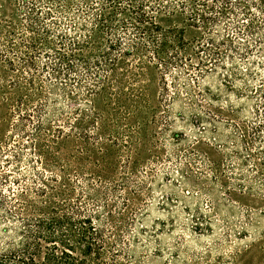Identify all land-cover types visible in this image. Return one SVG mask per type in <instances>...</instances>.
<instances>
[{"label": "rangeland", "instance_id": "rangeland-1", "mask_svg": "<svg viewBox=\"0 0 264 264\" xmlns=\"http://www.w3.org/2000/svg\"><path fill=\"white\" fill-rule=\"evenodd\" d=\"M23 2L0 0V26L7 31L0 34L3 44L8 32L15 34V43L32 37L20 16ZM252 12L260 18L255 9ZM15 18L19 19L14 22ZM72 24L65 21L58 26L68 32ZM156 24L179 31L188 44L201 35L178 11L158 16ZM221 34L218 32L219 39ZM100 45L103 43H94L80 56L95 55ZM47 46L54 47L48 43L39 50H47ZM40 55L39 66L46 61ZM182 56L187 59L185 65L189 59L191 65H197L189 48ZM233 61L242 75L229 79L230 90L223 82L231 62L227 57L225 69L204 73L198 84L192 82L194 72L189 67L170 68L164 76L166 92L162 96L160 74L154 65L138 54L122 58L114 68L116 84L93 100L94 110L103 116L95 132L98 143L89 146L75 136L56 138L54 126L48 125L47 133L37 140L43 154L42 166L37 167L45 178L54 177L53 191L21 194L12 184L18 174L2 164L0 174H11L2 185L5 196L11 197L5 191L8 188L17 194L15 199L24 212L46 213L51 206L64 207L78 198L77 184L86 180L117 183L125 176L129 183L110 202L115 200L120 206L129 200L137 209L134 214L123 213L122 255L117 264H264V182L253 183L251 191L241 190L238 177L231 175L237 160L228 157L237 153L247 157L234 126L249 130L254 121L252 108L264 95L248 93L246 98L247 93L236 94L246 90L244 83L248 90L264 91V51L253 48L246 59L235 55ZM50 78L48 71L40 70L30 86L17 72L0 64V147L12 148L6 138L10 136V113L18 101L22 108L37 104L45 92L42 80ZM72 102L67 100L65 106ZM13 140L26 142L25 138ZM32 152L24 149L23 154L35 160L38 156ZM244 165L243 171L250 174V163ZM82 206L91 213L98 208L88 200ZM117 212L113 210L115 216ZM4 230L2 225L0 251L7 244L1 239Z\"/></svg>", "mask_w": 264, "mask_h": 264}, {"label": "trees", "instance_id": "trees-1", "mask_svg": "<svg viewBox=\"0 0 264 264\" xmlns=\"http://www.w3.org/2000/svg\"><path fill=\"white\" fill-rule=\"evenodd\" d=\"M23 3L20 16L26 22L24 30L32 37L19 38L15 43V34L8 32L6 44L0 38V64L17 72L30 86L40 70L48 71L51 78L42 80L45 92L37 104L22 108L23 103L18 101L10 113V136L6 138V142H12V148L0 147V166L8 165L12 174H18L12 184L20 188L21 194L44 195L53 191L54 177L45 178L37 167L42 166L43 155L37 140L47 133L48 125L54 126L56 138L75 136L89 146L98 143L95 132L103 116L94 110L93 100L104 96L110 84H116V78L112 80L114 68L122 58L138 54L154 65L164 96V76L170 68L189 67L194 72L192 82L198 84L204 73L225 69L228 57L230 68L223 82L230 90L229 79L242 75L234 67L233 56L244 60L253 48L264 51V0H24ZM174 11L186 15L187 21L201 31L191 44L185 42L179 31L164 30L156 24L158 16ZM65 21L73 23L68 31L72 34L60 30L58 24ZM1 27L4 26H0V34L7 33ZM218 32H222L220 39ZM99 42L103 45L97 46L95 55L80 56ZM48 43L54 47L39 50ZM188 48L196 56V66L190 64L191 59L184 64L187 59L182 54ZM39 55L46 60L41 66L37 65ZM247 71L252 73L249 68ZM244 85L246 90L236 96L264 95L261 88L248 90V84ZM67 100L74 103L65 106ZM251 113L254 121L249 130L234 126L240 132L238 138L247 157L238 153L228 155L229 160H237L231 175L238 177L235 178L241 183L238 184L241 190L248 191L253 189V183L264 182V99L254 105ZM15 137L25 138L26 142H15ZM24 149L38 157L26 158ZM247 162L252 168L250 174L243 171ZM10 175L0 174V228L6 227L1 239L7 241L0 251V264H117L122 255L123 213L128 210L134 214L137 208L129 200H123L120 206L110 200L129 183L128 177L110 184L86 180L77 184L79 197L64 207L51 206L46 213L28 214L17 203V194L8 188L5 191L11 197L4 194L2 185ZM86 199L98 207L96 212L82 206ZM113 210L118 211L117 216Z\"/></svg>", "mask_w": 264, "mask_h": 264}]
</instances>
